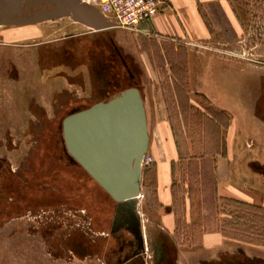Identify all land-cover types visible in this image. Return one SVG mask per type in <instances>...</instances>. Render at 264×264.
<instances>
[{
    "label": "rangeland",
    "instance_id": "obj_1",
    "mask_svg": "<svg viewBox=\"0 0 264 264\" xmlns=\"http://www.w3.org/2000/svg\"><path fill=\"white\" fill-rule=\"evenodd\" d=\"M231 5L236 28L213 7L218 23L213 40L189 43L187 50L177 40L139 30L94 31L67 14L0 23V264H264V211L245 208L255 217L241 220L233 204H210L209 188L186 161L173 168L170 207L177 227L167 233L152 192V153L142 165L141 196L117 213L92 180L52 153L60 143L55 136L61 119L71 109L105 101L128 86L140 91L151 134L157 120L166 118L180 143L209 144L215 129L204 117L182 118L195 107L208 111L209 103L218 109L193 93L186 57L230 59V68L246 75L237 77L239 86L258 93L264 112V0H231ZM220 75L211 70L230 91L236 89L233 74ZM244 118L251 120L254 113ZM235 221L245 226L238 228ZM223 222L224 248L205 247L202 234Z\"/></svg>",
    "mask_w": 264,
    "mask_h": 264
},
{
    "label": "crops",
    "instance_id": "obj_2",
    "mask_svg": "<svg viewBox=\"0 0 264 264\" xmlns=\"http://www.w3.org/2000/svg\"><path fill=\"white\" fill-rule=\"evenodd\" d=\"M213 7L221 14L226 22L236 28L238 18L234 13L231 0H161L158 14L147 23L139 27V31L155 36L157 39L177 40L186 48L189 43H207L213 40V27L218 26L214 18ZM228 58H194L186 57L187 79L194 86L193 93L201 94L210 100L219 111L230 115L226 125L220 123L221 140L224 141V151L214 150L208 157L211 162L213 183L211 202L216 204L220 198H232L248 204L264 207V112L257 101L258 93L254 89H247L246 84L241 87L238 76L246 77L238 68L232 67ZM195 67L197 70H194ZM219 70L221 78L233 74L239 83L236 90H229V83L224 78L211 76V70ZM223 80V81H222ZM236 82V81H234ZM231 83H233L231 81ZM235 85V84H234ZM189 94L188 92H186ZM256 94V95H255ZM191 101V99H189ZM256 101V102H255ZM257 104V106H256ZM147 119L149 143L146 154L152 153L154 159L153 180L154 193L158 208L161 209V228L167 233H172L177 227L174 212L170 204L173 200L172 172L173 168L187 161L194 155L189 153L179 154L176 139L171 132V126L166 118L157 120L154 134L149 132L150 120ZM254 109L252 111L248 110ZM256 107V108H255ZM254 113V118L246 121L245 113ZM215 137L209 145L216 144ZM219 139L218 144L221 143ZM193 143L188 142L191 147ZM182 152L185 149L181 148ZM198 155V154H197ZM142 171V180L144 178ZM150 184L145 188L149 189ZM208 194V193H207ZM216 207V205H215ZM225 236L222 230L215 229L204 232L201 243L205 247L224 248Z\"/></svg>",
    "mask_w": 264,
    "mask_h": 264
},
{
    "label": "water",
    "instance_id": "obj_3",
    "mask_svg": "<svg viewBox=\"0 0 264 264\" xmlns=\"http://www.w3.org/2000/svg\"><path fill=\"white\" fill-rule=\"evenodd\" d=\"M32 10V11H31ZM55 14L94 31L112 27L94 7L78 0H0V23H26ZM66 153L115 203L128 209L140 193L149 135L143 98L128 86L105 101L75 107L60 122Z\"/></svg>",
    "mask_w": 264,
    "mask_h": 264
},
{
    "label": "trees",
    "instance_id": "obj_4",
    "mask_svg": "<svg viewBox=\"0 0 264 264\" xmlns=\"http://www.w3.org/2000/svg\"><path fill=\"white\" fill-rule=\"evenodd\" d=\"M196 95H200L203 99L207 100L204 96H202L201 94L196 93ZM209 103V102H208ZM210 109L208 111H200L199 109H197L196 107H191L190 105V109H193V111H183L182 112V118L186 119L189 117L191 118H195V120H199L200 118L204 117L206 119V123L212 125V127H214L215 131L213 130L212 133L215 136V141L216 144L213 145H209L207 143H202L201 145H196V144H192L191 147H189V145H187L188 143H180L178 140H176V146L179 150V154L182 155L184 154H188L189 151L187 149H200L201 148V153H194V155L189 156L186 164L188 166V168L192 171L193 175L197 178H199V183H201L202 185H206V189L209 188L208 190V194L205 191V193L207 194V196H209L210 198H212L213 195V191H212V183H213V176H212V169H211V160L208 157V154H210L212 151L214 150H220V152L224 151L225 145H224V141L221 140V134L219 133V127L217 126L218 123V117L221 116L222 118H225L226 121L229 120V115L225 112L219 111L218 109L214 108L213 106L210 105ZM198 117V118H196ZM206 129V127H205ZM217 131V132H216ZM219 139L221 140V143L218 144V139H217V135H219ZM56 141L58 140L61 143V131L58 130L56 136H55ZM57 141V143H58ZM60 143L59 146L57 144V149L55 150V152H52L53 154L55 153V158H57L58 161H60L59 155H58V150L61 153V147H60ZM200 146V147H199ZM181 148L185 149V152H182ZM59 153V154H60ZM61 162V161H60ZM66 166L68 168H74L76 169V171H78V173L80 174V176L87 180V178H89L90 180L93 181V179L87 174V172L77 163L72 162L71 160L66 163ZM145 174V173H144ZM143 174V175H144ZM144 180V179H143ZM96 185L97 183L95 181H93ZM205 182V183H204ZM94 186L95 192H97L98 195H100V197H102V199H107L108 201H111L113 203L114 206V201L105 193V191H103L98 185ZM214 196V195H213ZM220 200L224 201L226 204L230 203L233 204L235 206V208L239 209L240 211L236 213V218L237 219H246L249 217H255V213H251L248 210H246L245 208H249L255 211H264V207L261 206H257V205H252V204H248L236 199H232V198H220ZM214 204V203H213ZM215 207V205H214ZM241 207H244V209H240ZM227 225V223L223 222L221 229H223V227H225ZM234 225H237L238 228L240 226H245L244 223H238L237 221L234 222ZM223 231V230H222Z\"/></svg>",
    "mask_w": 264,
    "mask_h": 264
},
{
    "label": "built area",
    "instance_id": "obj_5",
    "mask_svg": "<svg viewBox=\"0 0 264 264\" xmlns=\"http://www.w3.org/2000/svg\"><path fill=\"white\" fill-rule=\"evenodd\" d=\"M97 9L112 28L137 31L140 25L155 17L161 0H78ZM150 160L145 154L143 163ZM141 194L138 195V197Z\"/></svg>",
    "mask_w": 264,
    "mask_h": 264
},
{
    "label": "flooded vegetation",
    "instance_id": "obj_6",
    "mask_svg": "<svg viewBox=\"0 0 264 264\" xmlns=\"http://www.w3.org/2000/svg\"><path fill=\"white\" fill-rule=\"evenodd\" d=\"M31 11H32V10H31ZM109 32H110V31H108V33H109ZM110 43L112 44V46H113V48L115 49L117 55L119 56V58H120V60H121V62H122V64H123V66L125 67V69H126V71H127L128 76H129L130 78H133L134 76H133V74L131 73L130 68L128 67V65H127V63H126L124 57H123V56L121 55V53L118 51L116 45H114V44L112 43V41H110ZM60 147H61V154L59 155L60 160H62V161H68V162H69L71 159L69 158L68 154H67L66 151H65L64 144H63V141H62V135H61V143H60ZM66 163H67V162H66ZM2 177H3V176H2Z\"/></svg>",
    "mask_w": 264,
    "mask_h": 264
},
{
    "label": "bare ground",
    "instance_id": "obj_7",
    "mask_svg": "<svg viewBox=\"0 0 264 264\" xmlns=\"http://www.w3.org/2000/svg\"><path fill=\"white\" fill-rule=\"evenodd\" d=\"M140 194V193H139Z\"/></svg>",
    "mask_w": 264,
    "mask_h": 264
}]
</instances>
